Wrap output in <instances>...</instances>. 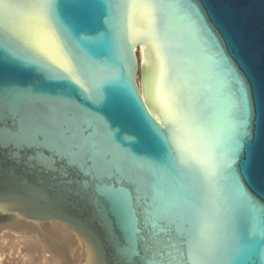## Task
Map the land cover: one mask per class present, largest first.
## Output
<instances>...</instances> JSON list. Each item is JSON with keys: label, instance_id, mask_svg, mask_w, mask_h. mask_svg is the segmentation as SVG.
Returning a JSON list of instances; mask_svg holds the SVG:
<instances>
[{"label": "snow or ice", "instance_id": "1", "mask_svg": "<svg viewBox=\"0 0 264 264\" xmlns=\"http://www.w3.org/2000/svg\"><path fill=\"white\" fill-rule=\"evenodd\" d=\"M110 7L130 14L141 10L148 18L145 35L157 42L162 63L169 61V79L159 86L158 101L149 94L151 110L139 99L134 81L122 82L162 154L133 156L114 141L105 121L94 127L87 113L71 105L49 104L45 115L34 114L32 107L45 99L17 89H0V111L12 116L10 124L0 127V145L41 141L59 162L89 177L110 214L130 225L126 251L143 264H242L241 257L252 251L247 222L252 235L259 231L264 237L258 226L264 206L250 196L234 167L251 137V99L244 78L191 0L171 6L174 21L195 25L200 38L195 45L187 43L180 58L174 56L171 29L159 27L161 6L155 0ZM71 43L55 0H0V54L34 66L48 80L78 85L93 104L103 103L108 86L120 78L89 63L93 74L86 83L83 65L69 51ZM175 164L196 174V192L176 194ZM141 213L143 229L138 227Z\"/></svg>", "mask_w": 264, "mask_h": 264}, {"label": "water", "instance_id": "2", "mask_svg": "<svg viewBox=\"0 0 264 264\" xmlns=\"http://www.w3.org/2000/svg\"><path fill=\"white\" fill-rule=\"evenodd\" d=\"M160 5V29H171L174 56L180 58L187 44L200 42L195 25L174 21L172 5L177 0H155ZM218 37L226 56L244 78L250 92L251 137L234 165L250 196L264 206V0H191ZM127 0H55L56 14L72 36L69 48L85 69V82L91 83L92 69L102 66L106 76L120 79L108 86L103 103L93 104L90 94L67 81H51L30 66L0 54V89H17L43 97L31 109L45 115L47 105H71L89 116V123L103 120L114 141L133 156L150 159L162 154L151 131L145 126L136 103L123 81H134L139 99L152 109L158 101V88L169 79V61L163 59L157 42L145 33L148 18L141 10L129 13ZM203 47V44H201ZM210 55V54H209ZM211 62L210 60L208 61ZM163 69V77L161 71ZM87 88L88 85L85 84ZM149 94L153 104L149 103ZM9 111H0V127L11 123ZM70 136L72 129L61 128ZM41 141L31 145H0V202L8 211L32 220L59 221L73 231L88 249L86 264H143L126 250L130 247V225L112 216L106 202L96 193L90 178L59 162ZM172 186L179 196L196 192L199 179L194 172L175 164ZM0 212H3L0 210ZM9 214H11L9 212ZM248 224L252 251L241 257L242 264H264V240ZM264 231V219L258 221ZM138 227L144 228L143 213ZM242 224L241 228H246ZM143 235V232H141ZM139 251V249H137Z\"/></svg>", "mask_w": 264, "mask_h": 264}, {"label": "bare ground", "instance_id": "3", "mask_svg": "<svg viewBox=\"0 0 264 264\" xmlns=\"http://www.w3.org/2000/svg\"><path fill=\"white\" fill-rule=\"evenodd\" d=\"M0 210V264L87 263L84 242L61 222L29 219L2 202Z\"/></svg>", "mask_w": 264, "mask_h": 264}, {"label": "rangeland", "instance_id": "4", "mask_svg": "<svg viewBox=\"0 0 264 264\" xmlns=\"http://www.w3.org/2000/svg\"><path fill=\"white\" fill-rule=\"evenodd\" d=\"M25 248H26V247H24V249H25ZM26 249H27V250H26ZM26 249H25V251H24V252L28 251V248H26ZM32 251L35 253V251H34V250H31V252H32ZM28 252H29V254L31 253L30 251H28ZM28 252H27V253H28ZM31 254H32V253H31Z\"/></svg>", "mask_w": 264, "mask_h": 264}]
</instances>
